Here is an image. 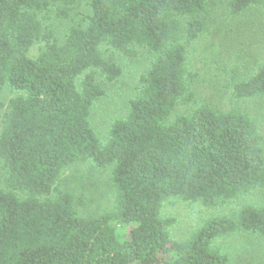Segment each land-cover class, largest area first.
<instances>
[{
	"label": "trees",
	"instance_id": "16d2710c",
	"mask_svg": "<svg viewBox=\"0 0 264 264\" xmlns=\"http://www.w3.org/2000/svg\"><path fill=\"white\" fill-rule=\"evenodd\" d=\"M88 1L87 25L60 44L39 16L50 0H0V88L18 92L0 101V264H225L214 240L264 239V205L209 217L180 241L170 235L176 219L162 214L170 199L218 207L264 186L255 121L194 98L181 40L203 31L207 0ZM227 4L231 15L255 8L264 16V0ZM106 47L129 59L145 51L150 62L101 141L90 123L104 94L98 76L111 82L121 73ZM232 90L264 95V60ZM179 105L193 107L175 113ZM76 162L111 167V209L78 214L83 196L59 185Z\"/></svg>",
	"mask_w": 264,
	"mask_h": 264
},
{
	"label": "rangeland",
	"instance_id": "374dc122",
	"mask_svg": "<svg viewBox=\"0 0 264 264\" xmlns=\"http://www.w3.org/2000/svg\"><path fill=\"white\" fill-rule=\"evenodd\" d=\"M91 13L88 0H50L46 12L41 13L43 27H50L54 37L63 44L71 27H85ZM204 29L186 45L188 67L196 77L192 85L195 100L215 110L236 108L246 112L257 124L264 148V95L237 98L232 94L234 84L246 80L264 60V16L259 9L251 8L231 15L227 0H207ZM38 45L30 56L38 53ZM121 73L108 82L98 76L104 94L91 107L90 123L101 141H105L112 120L124 116L129 99L134 95L138 77L149 66L147 52L140 51L134 59L126 58L106 47ZM18 92L8 85L0 88V101L6 105ZM193 106L179 105L175 113L185 114ZM4 109L1 110V113ZM110 166L97 168L90 162H76L64 169L60 188L82 195L84 205L78 214L92 217L113 206V187ZM3 186L0 162V187ZM264 205V186L251 195L227 201L218 207H208L201 202L170 199L162 209L163 216L176 219L170 229L172 240L186 239L207 218L230 215L242 204ZM226 255L225 264H264V239L248 233H236L214 240Z\"/></svg>",
	"mask_w": 264,
	"mask_h": 264
}]
</instances>
